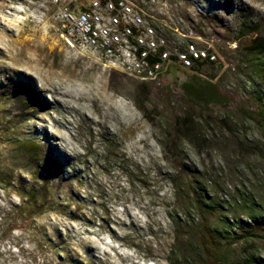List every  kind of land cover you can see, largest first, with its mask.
<instances>
[{
	"label": "rangeland",
	"instance_id": "1",
	"mask_svg": "<svg viewBox=\"0 0 264 264\" xmlns=\"http://www.w3.org/2000/svg\"><path fill=\"white\" fill-rule=\"evenodd\" d=\"M90 1L0 0V264H222L178 187L198 175L220 230L258 200L260 164L239 150L264 141V55L245 49L264 43V0H131L218 57L157 81L69 45L59 12ZM255 253L264 261V243Z\"/></svg>",
	"mask_w": 264,
	"mask_h": 264
},
{
	"label": "built area",
	"instance_id": "2",
	"mask_svg": "<svg viewBox=\"0 0 264 264\" xmlns=\"http://www.w3.org/2000/svg\"><path fill=\"white\" fill-rule=\"evenodd\" d=\"M148 5L147 1L91 0L77 13L61 10L59 18L70 46L144 81H157L170 70H194L201 63L218 61L213 50L188 40L179 26L162 22L163 9L151 12ZM170 34L177 41L169 39Z\"/></svg>",
	"mask_w": 264,
	"mask_h": 264
},
{
	"label": "trees",
	"instance_id": "3",
	"mask_svg": "<svg viewBox=\"0 0 264 264\" xmlns=\"http://www.w3.org/2000/svg\"><path fill=\"white\" fill-rule=\"evenodd\" d=\"M245 49L256 55H264V43L260 38L254 40H248L245 43ZM208 65H215V63H201L194 70ZM260 73L263 74L264 68H260ZM203 102L205 106L211 104H219L220 96L215 90L214 84H208L205 87L203 93ZM260 110L258 114V121L264 127V101L260 102ZM206 110V108L204 109ZM207 117V116H206ZM205 116H201L197 119V122L203 124L206 119ZM251 120H254L253 116H250ZM218 118L215 117L213 121L218 124ZM222 122V120H220ZM224 122V121H223ZM197 124V123H196ZM192 124L195 129H187L186 134L195 138L196 136L204 137L203 128L198 124ZM234 138V136H232ZM231 137V138H232ZM232 138V139H233ZM193 141V140H192ZM194 143V142H193ZM251 152H243L239 150L240 160L245 163L248 169L251 170V162L253 158L260 165L253 168L255 176L264 175V141L258 145H254ZM30 155H34L33 159L37 163L40 161L39 152L34 151ZM253 157V158H251ZM185 185L182 184L178 187V194L181 195V191L187 192L188 200L184 201L183 208L190 210L195 208L199 217V223L193 226L195 233H199L205 241L208 242L207 246L213 250V252L219 255L218 259L222 264H264L263 260L256 259V249L259 243H264V186L259 187L257 183H254L251 187L258 191V200L255 201L249 197L242 198L246 202L245 206L239 207L241 210H245L244 218L241 219L238 216H234L231 219V223L227 220L225 223V230H220L222 222L217 216L220 205L216 201V198H212L210 202L206 201L202 195L204 190L201 182L194 172L188 175ZM262 182L263 179H262ZM264 185V183H263ZM193 206V207H192ZM219 220V221H218ZM190 221V220H189ZM194 222L195 220H191ZM228 225V226H227Z\"/></svg>",
	"mask_w": 264,
	"mask_h": 264
}]
</instances>
